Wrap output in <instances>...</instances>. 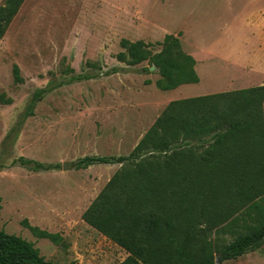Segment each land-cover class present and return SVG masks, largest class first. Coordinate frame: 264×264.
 <instances>
[{
	"label": "rangeland",
	"instance_id": "374dc122",
	"mask_svg": "<svg viewBox=\"0 0 264 264\" xmlns=\"http://www.w3.org/2000/svg\"><path fill=\"white\" fill-rule=\"evenodd\" d=\"M237 1L24 0L0 38V95L10 100H0V230L31 242L48 264L123 262L128 253L82 220L121 164L77 163L88 156H128L170 100L212 90V78L202 71L210 63H249L254 75L248 84H264V52L192 51L230 39L225 26ZM167 34L179 35L202 84L162 91L159 73L143 70L147 62L130 66L118 60L123 39L142 40L158 51L156 43ZM113 68L121 71L109 73ZM86 74L94 78L75 80ZM48 87L34 102L35 92ZM21 158L52 169L35 171ZM260 183L258 190L244 187L250 200L218 207L232 216L217 228L232 219L240 225L254 201L264 203V171ZM28 225L58 234L59 242L36 236ZM231 229L219 233L218 241L229 242L242 230ZM221 264H264V244Z\"/></svg>",
	"mask_w": 264,
	"mask_h": 264
},
{
	"label": "trees",
	"instance_id": "16d2710c",
	"mask_svg": "<svg viewBox=\"0 0 264 264\" xmlns=\"http://www.w3.org/2000/svg\"><path fill=\"white\" fill-rule=\"evenodd\" d=\"M23 2L4 0L0 5V38ZM156 45L160 49L153 51V44L123 39L117 58L130 66L147 62L146 72L154 67L162 91L199 82L196 60L183 51L179 35L167 34ZM13 74L15 83L23 81L17 65ZM91 78L86 74L75 80ZM50 90H37L33 101ZM0 100L10 102L3 95ZM256 159H264V85L171 101L128 156H88L77 163L121 164L82 220L128 253L120 264H221L237 259L264 244V203L254 201L243 223L234 225L232 219L223 228L217 226L232 212L218 207L250 200L247 185L260 188L264 163ZM19 162L35 171L52 169L34 160ZM1 202L0 196V211ZM233 226L242 230L234 231L229 242H219L218 234ZM28 227L40 238L59 242L58 234ZM0 264L48 263L31 242L0 230Z\"/></svg>",
	"mask_w": 264,
	"mask_h": 264
},
{
	"label": "crops",
	"instance_id": "0c3cea01",
	"mask_svg": "<svg viewBox=\"0 0 264 264\" xmlns=\"http://www.w3.org/2000/svg\"><path fill=\"white\" fill-rule=\"evenodd\" d=\"M225 29L230 39L214 45L213 47H205L207 49L203 47H201V49L193 47L192 51L209 50L232 53L252 51L264 52V0H238L232 9L231 16L226 21ZM192 45L195 46L193 43ZM234 61H236L235 58L228 62L219 61L202 67L203 73L212 78V85L210 86L212 90H206L205 92L193 96H179L178 98L170 100V102L256 87L248 84L254 75L253 71H251L254 67H251L249 63L239 65V63H233ZM236 62H238V60ZM196 69L198 71V67ZM239 73L241 76H239ZM198 74L200 79L198 83L184 84L175 90L184 86L188 88V86L191 85L202 84V75L200 72H198ZM262 85L264 84H260V86Z\"/></svg>",
	"mask_w": 264,
	"mask_h": 264
},
{
	"label": "water",
	"instance_id": "95a60500",
	"mask_svg": "<svg viewBox=\"0 0 264 264\" xmlns=\"http://www.w3.org/2000/svg\"><path fill=\"white\" fill-rule=\"evenodd\" d=\"M155 69L154 67H152V70Z\"/></svg>",
	"mask_w": 264,
	"mask_h": 264
}]
</instances>
